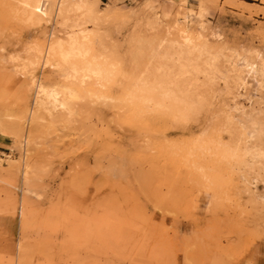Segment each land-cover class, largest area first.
Here are the masks:
<instances>
[{"label":"rangeland","instance_id":"rangeland-1","mask_svg":"<svg viewBox=\"0 0 264 264\" xmlns=\"http://www.w3.org/2000/svg\"><path fill=\"white\" fill-rule=\"evenodd\" d=\"M14 2L0 0V264H264V155L236 148L264 153V84L230 71L264 59V0H66L62 15L43 0L39 24ZM51 34L78 39L90 74L68 118L41 112L14 140L31 77L66 84L26 61Z\"/></svg>","mask_w":264,"mask_h":264},{"label":"bare ground","instance_id":"bare-ground-1","mask_svg":"<svg viewBox=\"0 0 264 264\" xmlns=\"http://www.w3.org/2000/svg\"><path fill=\"white\" fill-rule=\"evenodd\" d=\"M41 1L43 0H15L17 10H19L23 18L26 21L35 24L36 23L39 24L40 21L43 19L47 20L48 18H52V14L50 13V11H47L41 7ZM59 1L60 3L55 15H62L65 11L63 5L66 0H59ZM83 3L88 5L89 0H84ZM52 35L53 34L50 35L51 38L47 43L46 47L45 48L36 47L35 52H37V55L31 56L30 58L26 59V61L29 67H33L37 63V60L41 58V56L43 55V64L47 66L51 65L55 67L57 70L62 71L63 81L66 82V84L62 83V84H54V85H45L39 82L34 76L31 77L30 86L34 87L35 90V96H34L35 109L29 111V116L27 118V121L25 122L23 121V114H21V112L17 111L7 115L9 118L8 123H6V127L4 126V131L10 134L12 138H14V140H19L23 135L24 138H27L31 135L29 134V131L34 130L31 128L32 127L31 123L34 125L41 119L40 117L41 112L47 113L48 115L51 116H53L54 113H58L61 117L68 118L73 112L72 103L79 98L77 91L74 89V85L77 83H83V79L85 77H88V75L90 74V73L88 74L87 66H84L80 62L77 63L75 61H71L76 57L79 56L80 58L83 57L84 53H86L82 49L81 43L78 41V39L76 37L71 36L69 37L68 40L64 41L60 38H53ZM81 37L85 38L83 35H81ZM187 39L191 40L189 38ZM188 40H186V43L183 42L185 43L184 46L195 49L197 46L192 45L190 43L191 41ZM163 42H165V40L161 39L157 45V48H153L152 56L154 58L163 57L164 53L162 54L160 52L161 45ZM171 42L175 43L176 41L171 40ZM177 43L178 45H180L179 42ZM180 46H182V44ZM255 56H257L258 58L260 57V54L257 52ZM91 71L95 73V75H100L102 72V68L101 69L94 68ZM230 71L233 73L234 76L233 78H235V80L242 86L245 82L243 81L242 78L243 77L242 74L244 71L247 74H254L255 76H258L261 83L264 84V59L262 57H260L259 63L245 61V65L243 66H238L235 62H233ZM28 125H30L31 127L30 129L27 130L26 127H28ZM241 143L243 144H240V140L239 143L237 144L235 143L236 148L242 150L243 152L242 154H244L245 157L250 155L252 159V164L254 163L253 158H255L256 156L264 155L262 151H259L254 147L247 146L246 140L244 141L242 140ZM230 148L231 147H229V152L231 153ZM236 148H232V149H234L235 151ZM244 155L242 156L243 158ZM195 163L196 161L193 162L195 168L199 170L204 169L203 168L204 166H200L199 164H195Z\"/></svg>","mask_w":264,"mask_h":264}]
</instances>
